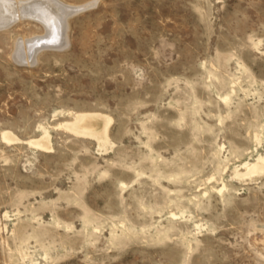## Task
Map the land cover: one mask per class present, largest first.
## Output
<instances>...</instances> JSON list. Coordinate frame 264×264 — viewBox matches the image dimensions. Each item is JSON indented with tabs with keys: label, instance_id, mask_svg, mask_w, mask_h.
I'll return each mask as SVG.
<instances>
[{
	"label": "rangeland",
	"instance_id": "obj_1",
	"mask_svg": "<svg viewBox=\"0 0 264 264\" xmlns=\"http://www.w3.org/2000/svg\"><path fill=\"white\" fill-rule=\"evenodd\" d=\"M60 1L66 45L0 27V264H264V176H230L264 153V0ZM76 112L107 151L55 129Z\"/></svg>",
	"mask_w": 264,
	"mask_h": 264
},
{
	"label": "bare ground",
	"instance_id": "obj_2",
	"mask_svg": "<svg viewBox=\"0 0 264 264\" xmlns=\"http://www.w3.org/2000/svg\"><path fill=\"white\" fill-rule=\"evenodd\" d=\"M60 9L61 11H59ZM13 11H15V13H13ZM54 11L56 14L52 15V17L50 16L46 20L45 18L48 17L49 12L52 13ZM76 11V8L68 6V4H64L60 0H0V27L9 28V26H12L23 18H34L44 24L47 21L45 28L48 32L45 33L46 36L43 37L41 41L39 39L40 47L38 50L55 45H66L68 43V36L66 33L68 29L67 19ZM51 19H53L52 22ZM57 20H60L61 24H55ZM15 42L13 56L16 58L21 56H23L22 58H29V56L36 51L33 50V46L36 45L33 39L25 40L19 38ZM69 116V119L54 124L55 129L62 128L73 135L93 138V140L96 139L99 149L103 151H107L108 148L114 144L110 136H108L109 130L113 124V119L110 115L102 112H76L70 113ZM40 128L41 133L37 137L28 138V140H26L27 143L43 152L53 150L51 128L46 125H40ZM2 138V140L9 143L15 141L21 142L23 140L8 129L3 130ZM261 142L262 137L257 135L255 143L260 145ZM256 156V159L253 161L246 160L244 163H241V165L237 164L233 166L231 169V178L244 182L246 180L255 181L264 176V153H259Z\"/></svg>",
	"mask_w": 264,
	"mask_h": 264
},
{
	"label": "water",
	"instance_id": "obj_3",
	"mask_svg": "<svg viewBox=\"0 0 264 264\" xmlns=\"http://www.w3.org/2000/svg\"><path fill=\"white\" fill-rule=\"evenodd\" d=\"M45 48H50V47H45Z\"/></svg>",
	"mask_w": 264,
	"mask_h": 264
}]
</instances>
